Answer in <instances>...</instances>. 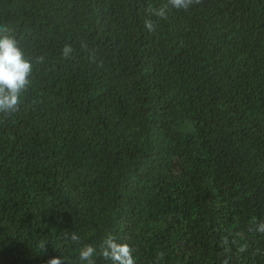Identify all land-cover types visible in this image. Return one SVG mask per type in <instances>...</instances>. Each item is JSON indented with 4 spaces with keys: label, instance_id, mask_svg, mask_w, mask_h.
<instances>
[{
    "label": "trees",
    "instance_id": "16d2710c",
    "mask_svg": "<svg viewBox=\"0 0 264 264\" xmlns=\"http://www.w3.org/2000/svg\"><path fill=\"white\" fill-rule=\"evenodd\" d=\"M0 30L34 62L0 112V264H111L108 238L264 264V0H0Z\"/></svg>",
    "mask_w": 264,
    "mask_h": 264
},
{
    "label": "clouds",
    "instance_id": "9594fccd",
    "mask_svg": "<svg viewBox=\"0 0 264 264\" xmlns=\"http://www.w3.org/2000/svg\"><path fill=\"white\" fill-rule=\"evenodd\" d=\"M171 7L187 9L190 0H169ZM157 17L166 16V8L161 7L153 13ZM147 29L152 30L151 21H146ZM70 49H65L67 54ZM36 60L35 63H39ZM34 71V62L27 58L18 41L11 35L0 30V112H15L20 103L21 93L30 83L31 74ZM259 232L264 233V223L257 226ZM73 241L79 239L76 234L71 236ZM96 248L87 246L79 253L81 264H92V258L96 255ZM101 254L111 264H136L133 250L127 243L117 242L114 238L104 241ZM49 264H61L59 257L52 258Z\"/></svg>",
    "mask_w": 264,
    "mask_h": 264
}]
</instances>
